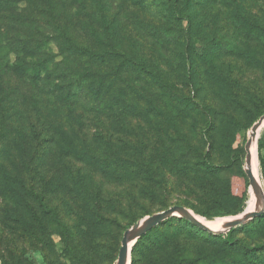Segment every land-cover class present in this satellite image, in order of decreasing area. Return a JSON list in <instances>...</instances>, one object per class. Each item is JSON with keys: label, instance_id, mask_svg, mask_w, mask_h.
<instances>
[{"label": "rangeland", "instance_id": "rangeland-1", "mask_svg": "<svg viewBox=\"0 0 264 264\" xmlns=\"http://www.w3.org/2000/svg\"><path fill=\"white\" fill-rule=\"evenodd\" d=\"M220 1L213 0L206 22L190 25L158 21L149 0H11L14 9L20 7V18L37 28V43H48L41 51L57 55V61L61 56L52 27L70 24L82 41L95 43L97 36L101 42L97 49L114 43L130 55L144 56L162 80L147 73L138 77L125 112L120 109L125 100L119 96L112 117L64 124L69 134L58 135L60 144L48 146L55 135L36 134L33 125L40 123L25 109L22 119L18 113L11 123L0 113V174L24 172L27 183L41 189L70 226L88 224L103 213L123 228L173 205L219 223L239 213L207 218L203 212L241 206L248 211L256 195L244 170L245 145L252 125L264 114V0H244L251 24L247 26L233 20L232 6ZM100 9L105 10L103 21L109 30L101 27ZM205 51L208 57L202 54ZM250 53L254 59L248 58ZM262 137L264 127L258 140ZM257 149L264 190L260 162L264 149L259 152L258 145ZM203 160L221 166L220 171L206 172ZM140 163L151 168L153 178H147ZM122 167L127 168L124 174ZM74 176L85 181L89 195L78 193L80 183ZM22 209L0 190V264H71L65 241L52 226L46 223L45 230L36 229V237L25 236ZM262 215L241 225L234 236L249 247L264 243ZM165 221L156 226L161 234L174 233L178 224ZM128 228L121 232L120 246ZM182 233L191 248L201 244L226 257L239 255L237 249L229 251L218 242ZM163 235L137 253L139 264L150 263L165 243ZM93 240L98 248L109 244L104 236ZM106 252L103 247L106 258L98 262L94 256L93 263L115 264L119 249L114 262Z\"/></svg>", "mask_w": 264, "mask_h": 264}, {"label": "trees", "instance_id": "trees-1", "mask_svg": "<svg viewBox=\"0 0 264 264\" xmlns=\"http://www.w3.org/2000/svg\"><path fill=\"white\" fill-rule=\"evenodd\" d=\"M149 1L150 10H154L158 21L163 23L167 21L176 23L186 21L190 25L197 21L203 23L209 17L207 10L213 7V0ZM216 1L214 0V4ZM11 3V0H0V113L3 120L9 123L18 118V113L22 119L24 109L29 116L34 114L41 127L40 124H35L33 131L36 134L47 131V134L55 135L52 137L53 141L47 142L48 146L60 144L58 135L65 138L69 134L64 124L72 122L81 124L88 118L112 117L119 96L125 100L120 107L122 113L125 112L128 105L132 103L130 97H133L132 92L135 91L132 82H136L138 77L147 73L162 80L157 74L155 65L144 56L130 55L114 43H109L106 48L97 49V44L101 43L97 41V36L95 43L86 42L85 39L82 41L83 38L81 40L75 36L70 24L52 27L51 32L56 34L58 55L61 56V59L57 61V55L50 57L48 53L41 51L48 43H37L40 42L34 37L37 28L33 27L34 24L30 21L20 18V7L17 6L14 9L15 5ZM220 4L226 7L232 6L233 20L241 22L243 26L250 24L244 0H221ZM97 15L101 19V27L109 30L111 27L103 21L105 10L100 9ZM85 28L81 27V30H87ZM248 30L252 31L251 26ZM205 52L202 54L208 57L207 51ZM11 55L16 56L14 61ZM248 58L254 59L253 54H248ZM106 66L110 71L106 69ZM18 103L22 106L20 109L17 107ZM260 115L261 113L257 115V119ZM3 137H8V134ZM69 142L74 145V140ZM61 146L64 148V144ZM258 146L259 152L264 149V137L259 138ZM260 162L264 177V157L260 156ZM201 165L206 172L215 173H218L221 167L207 160L201 161ZM139 167L143 169L147 178H153L149 166L140 163ZM126 172L127 168L122 167V173ZM80 178L74 176V179H78L80 183L78 193L89 195L90 190L85 185V181ZM27 182L26 175L21 170L20 175L7 172L0 174L1 195L12 203L20 204L26 215L22 220V231L27 238L29 235L36 237V229L38 228L40 232L45 230L47 223L65 241V248L71 255V264H98L93 263L94 256L98 262L100 258L104 260L106 257H103L101 253L103 247L107 252L110 251L112 261L116 260L121 232L134 224L136 220H131L127 227L122 228L116 219H108L101 213L88 224L85 222L70 226L61 217L58 209L48 202L45 193ZM244 208L241 206L225 212H203V214L207 218L236 215ZM261 216L263 215L257 217ZM165 223L178 224L175 232L163 235L159 227H156L141 236L133 246L131 264H139L137 253L153 241L161 239L162 235L165 243L158 247L155 256L150 258L149 264H264V243L249 247L234 236V232L241 226L226 234H214L180 216H172ZM179 231L181 232L178 234ZM182 231L195 235L200 241L218 242L229 251L237 249L239 255L233 258L226 257L211 252L201 244L191 248L189 244L183 242ZM97 236H104L109 244L98 248L93 242ZM110 236L113 237L110 238ZM39 238L43 243L42 237ZM110 241L113 242L110 244ZM107 252L105 256L108 255Z\"/></svg>", "mask_w": 264, "mask_h": 264}, {"label": "water", "instance_id": "water-1", "mask_svg": "<svg viewBox=\"0 0 264 264\" xmlns=\"http://www.w3.org/2000/svg\"><path fill=\"white\" fill-rule=\"evenodd\" d=\"M263 119H264V114L252 125L251 128L252 136H255L257 134V131ZM251 143H252V139L249 138L245 145L246 167L244 166V170L249 178L250 186L253 187L256 196L260 197V201L262 205L259 209L254 211L243 210L241 213H239V215H237L236 218L227 222L224 228L219 230H214L208 227L207 225H205L204 223H202L200 220H198L196 216L193 214L192 210L187 208L186 206L183 205L170 206L166 209L145 216L143 219L135 222L131 227H129L124 232L115 264H131L132 250L137 240L142 235H144L145 233H147L148 231H150L151 229H153L154 227H156L157 225H159L160 223L164 222L165 220H167L172 216L184 217L189 221H191L193 224L197 225L198 227L214 234L227 233L228 231L249 222L255 217L260 216L264 212V190L262 189L257 179L255 178L254 173L252 172L250 166L252 157L249 149Z\"/></svg>", "mask_w": 264, "mask_h": 264}, {"label": "bare ground", "instance_id": "bare-ground-1", "mask_svg": "<svg viewBox=\"0 0 264 264\" xmlns=\"http://www.w3.org/2000/svg\"><path fill=\"white\" fill-rule=\"evenodd\" d=\"M263 127H264V119H263L261 125L259 126L257 134L255 136H252V130L250 131V134H249V138L252 139V143H251V146H250V149H249L251 157H252L250 166H251L252 172L254 173V176L257 179L259 184H260V174H259L260 170H259V164H258V149H257V145H258V135H259L260 130ZM245 167H246V164H245ZM253 191H254V189H253ZM254 195H256L255 192H254ZM261 205H262V203L260 201V197L256 196L254 202L252 203V205L250 206V209L248 211L257 210V209H259L261 207ZM193 214L196 216V218L198 220H200L202 223H204L205 225H207L208 227H210L211 229H214V230H219V229L224 228L227 222H229L232 219L237 217V215H236V216H233V217H230V218H226V219L221 220L220 223H219L217 221H208L207 219L205 220L204 218H201L198 215H196L194 212H193Z\"/></svg>", "mask_w": 264, "mask_h": 264}]
</instances>
